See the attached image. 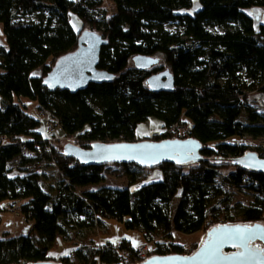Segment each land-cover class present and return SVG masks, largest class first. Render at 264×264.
<instances>
[{"label":"trees","instance_id":"16d2710c","mask_svg":"<svg viewBox=\"0 0 264 264\" xmlns=\"http://www.w3.org/2000/svg\"><path fill=\"white\" fill-rule=\"evenodd\" d=\"M113 1L115 11L105 15L101 0H0L4 34L0 46V204L24 201L19 212L32 222L27 234L0 238V264H128L120 255L121 249L129 247L126 240L88 247L78 260L71 254L61 259L49 255L65 232L60 219L70 213L95 225L115 218L128 229H139L153 242L148 256L193 252L197 243L184 247L171 240V232L205 234L210 227L226 223L223 208L236 189L252 192L256 200L240 209L239 220L229 223L264 224V173L232 165V157L251 150L225 141L264 136V24L255 29L244 11L264 9V0H197L195 10L193 0ZM33 12L41 14L38 22L19 20ZM72 15L81 22L77 31ZM168 22H175L182 32L164 30ZM213 25L224 30L211 33L206 27ZM88 28L106 40L97 68L111 74V81L90 83L76 93L48 89L44 76L60 56L77 48L80 32ZM140 56L158 62L140 69L132 61ZM164 69L173 75V89L150 92L146 79ZM253 95L259 97L262 112L250 104ZM20 98L35 101L37 108L50 112L60 132L77 138L75 144L80 147H89L95 140H139L137 126L152 117L164 130L174 124L185 127L183 138L193 137L201 143L202 158L152 168L121 164L127 186L77 192L103 182L104 165H83L65 156L61 151L65 142L47 140L40 119L14 101ZM165 138L175 136L164 132L150 137ZM210 142L216 145L210 147ZM22 146L33 156H24ZM254 152L264 157V147ZM16 159V174L10 175V163ZM44 165H52L61 176L55 198L40 187L39 169ZM148 169L160 170L161 179L134 188ZM211 191L213 202L208 198ZM257 246L264 252V243Z\"/></svg>","mask_w":264,"mask_h":264},{"label":"water","instance_id":"95a60500","mask_svg":"<svg viewBox=\"0 0 264 264\" xmlns=\"http://www.w3.org/2000/svg\"><path fill=\"white\" fill-rule=\"evenodd\" d=\"M106 40L96 30L84 29L78 36L77 48L60 56L44 76L43 84L50 90L70 93L85 90L90 83L109 82L112 75L97 68L101 47ZM134 65L147 69L158 62L153 57H134ZM173 75L168 69L146 79L150 92L171 91ZM201 143L193 137L152 140L143 138L128 142H92L80 147L63 143L61 151L88 166L135 164L152 168L160 163L185 164L198 162L202 156ZM230 163L244 169L264 173V157L254 151L232 157ZM257 243H264V224L220 223L210 227L197 248L189 254H152L137 264H264V252ZM29 264H65L61 261H40Z\"/></svg>","mask_w":264,"mask_h":264},{"label":"rangeland","instance_id":"374dc122","mask_svg":"<svg viewBox=\"0 0 264 264\" xmlns=\"http://www.w3.org/2000/svg\"><path fill=\"white\" fill-rule=\"evenodd\" d=\"M101 14L109 15L115 11V5L113 0H101ZM198 8L197 0H193L192 10ZM247 14L251 13L252 10L247 8L244 10ZM40 15L38 12H33L31 14H24L19 17L21 22H38L40 19ZM43 16L48 17V14H43ZM71 23L73 28L77 31L81 27V22L77 18V16H71ZM89 30H96L92 28H88ZM163 29L175 33L182 32V28L178 26L175 22H168L163 25ZM206 29L211 33H221L224 30V27L221 26H207ZM4 45V34L2 31V25L0 24V46ZM37 74L40 73V70L36 71ZM242 78L244 79L245 72L241 73ZM223 81V78L220 79ZM26 101L27 112L38 118L37 116V107H35L34 102L27 98H23ZM264 100V97H263ZM17 103H20L18 99L14 100ZM260 99L256 95H253L250 101V104L255 107L257 112L263 111V106L259 103ZM88 102L95 109V111L99 112V109L96 105L93 104L91 99L88 97ZM184 119V118H183ZM185 120V119H184ZM187 124L189 121L185 120ZM146 125L145 122L140 123L138 127H142ZM43 126V124H42ZM41 132L44 137H46V133L44 127H41ZM157 133H162L164 131L163 127H157ZM61 135V133L58 132ZM155 134V133H154ZM173 135V133H169ZM153 135V134H151ZM138 138V137H137ZM140 139V138H138ZM228 143H238L247 147L249 150H260L264 147V136H259L256 138H252L249 135H246L244 139H240L238 137H229L225 140ZM216 142H210L209 146L214 147ZM19 164V160L10 163V175L16 174V165ZM145 175L141 178L139 177V181L134 186L138 187L142 184L158 181L161 179L162 174L158 169H148L144 172ZM40 175V187L43 191L47 192L51 195L52 198H55L57 194L58 182L61 179L60 174H58L55 168L52 165H44L39 169ZM103 182L86 186L77 189V192L87 189H97L101 187H108L111 189L122 188L128 185L129 180L126 175L125 170L119 166V164H110L104 165L103 167ZM213 191L210 192L208 198L213 202L215 197H213ZM177 197L172 201L171 209L172 212L175 210L177 205ZM256 198L252 192L243 189H236L232 195L231 200L228 202L227 206L223 208V217L226 222H232L239 220L240 209L245 206H252L255 202ZM24 201H18L15 204H11V202L4 201L0 204V238L4 235H8L9 237L18 236L22 234H27L32 226V222L27 221L19 212V205ZM60 222L65 229V232L56 239L55 244L51 247L49 251V255L54 258L61 259L65 256L72 255L75 260H78V256H83L85 251H87L88 247L96 246L99 243H103L107 240L112 241L113 243H119L123 238H129L132 240L133 244H147L149 251L153 250L152 241H147L144 238L143 234L138 229H128L125 227L122 221H119L115 218H106L103 219L101 224L95 225L92 224L88 219L84 216H80L76 213H70L61 217ZM204 233L202 231H198L191 234H185L181 232L172 231L171 232V240L183 245L184 247H189L193 243H197L198 245L201 243ZM165 241V240H164ZM148 242V243H147Z\"/></svg>","mask_w":264,"mask_h":264},{"label":"built area","instance_id":"2783aa9c","mask_svg":"<svg viewBox=\"0 0 264 264\" xmlns=\"http://www.w3.org/2000/svg\"><path fill=\"white\" fill-rule=\"evenodd\" d=\"M37 116L40 119L41 124H43L42 127H44V130L46 133L45 138L47 140L51 141L52 143H55L57 141H63V142H71V143L75 144L76 141L79 142L78 139L75 138L74 136L67 137L60 132V130L57 126V123L53 120V117L50 114V112L38 108L37 109ZM186 130L187 129L185 127H183L182 125L174 124L169 129L164 130L162 133H164V132L173 133L175 137L183 138L185 135H187ZM58 132L61 133V135L58 134ZM96 141H98V142H109L110 143V142H122L124 140H122V139H112V140H107V141L95 140L92 142H96ZM21 153L26 157L33 156V154L25 146L21 147ZM102 244L101 243L97 244L96 248L100 247ZM149 253H150V251L147 247V244H145V243L144 244H138V245L130 243L128 248H123L120 250V255L123 257L124 263H128V264L139 263L140 261H142L143 259L148 257Z\"/></svg>","mask_w":264,"mask_h":264},{"label":"crops","instance_id":"0c3cea01","mask_svg":"<svg viewBox=\"0 0 264 264\" xmlns=\"http://www.w3.org/2000/svg\"><path fill=\"white\" fill-rule=\"evenodd\" d=\"M252 10L251 13H249L248 15L251 16L252 20H253V26L255 29H257V27L260 25V24H264V9L263 8H260V7H251L249 8ZM20 102H22L23 105L26 106V101H24L23 98H20L18 99ZM34 102L35 104V107L37 106V103L35 101H32ZM145 124L144 126L142 127H138L136 128V131H135V134H136V137L140 138V139H143V138H150L152 135L151 134H154V133H157L156 129L157 127H161L162 126V123L155 119V118H148L146 121H145ZM139 230V229H138ZM140 231V230H139ZM141 232V231H140ZM142 233V232H141ZM144 236V235H143ZM145 238V237H144ZM121 240H126V241H129L130 243H132V240H130L129 238H123ZM120 240V241H121ZM105 242H112L110 240H107ZM113 243V242H112ZM133 244V243H132Z\"/></svg>","mask_w":264,"mask_h":264},{"label":"flooded vegetation","instance_id":"af4514ba","mask_svg":"<svg viewBox=\"0 0 264 264\" xmlns=\"http://www.w3.org/2000/svg\"><path fill=\"white\" fill-rule=\"evenodd\" d=\"M161 71H162V70H160V71H158V72H161ZM158 72H157V73H158Z\"/></svg>","mask_w":264,"mask_h":264}]
</instances>
